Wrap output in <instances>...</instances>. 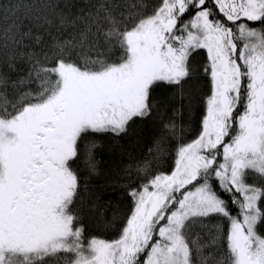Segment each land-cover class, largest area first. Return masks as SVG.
Listing matches in <instances>:
<instances>
[{
  "label": "snow or ice",
  "instance_id": "snow-or-ice-1",
  "mask_svg": "<svg viewBox=\"0 0 264 264\" xmlns=\"http://www.w3.org/2000/svg\"><path fill=\"white\" fill-rule=\"evenodd\" d=\"M161 89L203 105L199 132L167 172L160 141L130 163L118 237L91 235L95 137L159 114ZM0 264H264V0H0Z\"/></svg>",
  "mask_w": 264,
  "mask_h": 264
},
{
  "label": "trees",
  "instance_id": "trees-1",
  "mask_svg": "<svg viewBox=\"0 0 264 264\" xmlns=\"http://www.w3.org/2000/svg\"><path fill=\"white\" fill-rule=\"evenodd\" d=\"M158 0H148L149 4L157 3ZM76 9L73 8V12ZM193 67L197 70L190 81L191 89L197 98L207 92V79L202 72V66L207 62L206 50H196L190 57ZM28 65L17 64V70L10 73L12 79H16L27 72ZM7 71V69H3ZM33 83L26 87L35 88ZM162 102L159 114L148 120H138L128 135L114 138L111 134L98 135L95 139L98 142L96 149L98 174L90 177V187L94 208L88 218L89 233L102 239H115L118 237L119 228L125 218L130 214L132 199L129 191L139 181L133 169L126 172L130 163L144 159H153L157 141L166 150L165 154L159 157V170L167 172L174 167V158H170L167 150L179 140L185 142L195 138L199 132L200 120L202 118L203 105L194 103L189 106L185 99L181 107L178 99L170 100L167 90L161 89L155 94ZM180 108V114L174 116V109ZM175 118L177 124L176 137L169 138L165 133L163 124L170 118ZM174 157V152H173ZM81 175H87L85 171ZM142 175V174H141ZM196 231L204 232L196 226Z\"/></svg>",
  "mask_w": 264,
  "mask_h": 264
}]
</instances>
